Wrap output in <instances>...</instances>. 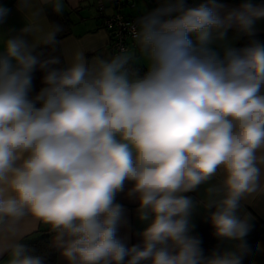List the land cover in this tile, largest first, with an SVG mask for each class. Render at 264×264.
<instances>
[{
	"label": "clouds",
	"instance_id": "9594fccd",
	"mask_svg": "<svg viewBox=\"0 0 264 264\" xmlns=\"http://www.w3.org/2000/svg\"><path fill=\"white\" fill-rule=\"evenodd\" d=\"M15 6L4 28L0 3V264H46L41 230L65 264H243L245 202L264 197V3H141L107 56L62 47L65 0ZM121 195L145 224L131 246ZM197 211L223 247L206 253Z\"/></svg>",
	"mask_w": 264,
	"mask_h": 264
},
{
	"label": "crops",
	"instance_id": "0c3cea01",
	"mask_svg": "<svg viewBox=\"0 0 264 264\" xmlns=\"http://www.w3.org/2000/svg\"><path fill=\"white\" fill-rule=\"evenodd\" d=\"M199 2V0H191ZM228 7H235L240 0H221ZM258 3H264V0H256ZM0 3H6L12 12L8 18L7 27H21L20 14L16 11V0H0ZM66 11L69 12L72 21L70 34L63 38L65 44L62 47L74 48L82 46L88 51V55H110L109 34L101 27L100 19L96 17V8L100 5L106 8V13H112L114 10L110 7V0H72L68 3L65 0ZM144 3L147 7H152L154 0H135L133 7H122L119 11L125 16H137L138 6ZM74 5V6H73ZM264 34V20L257 22L256 35ZM246 36H238L234 32L229 33V38L237 46ZM189 195H195L190 193ZM118 201L127 209L128 223L120 228L119 235L126 240L129 246L140 243L139 233L144 229L145 224L136 218L135 208L137 205L124 198L118 197ZM244 210L252 216V229L247 235L246 242L250 253L245 257L243 264H264V197H256L245 202ZM195 225L194 233L200 235L203 240V247L206 253L216 249L219 242L212 236V229L205 220V213L197 211L192 218ZM223 247V246H220ZM54 250V249H53ZM55 251V250H54ZM56 252V251H55ZM56 264H65L62 258L56 252Z\"/></svg>",
	"mask_w": 264,
	"mask_h": 264
},
{
	"label": "built area",
	"instance_id": "2783aa9c",
	"mask_svg": "<svg viewBox=\"0 0 264 264\" xmlns=\"http://www.w3.org/2000/svg\"><path fill=\"white\" fill-rule=\"evenodd\" d=\"M135 0H110L112 13H106V8L99 6L96 8V17L100 19L101 27L109 34L110 54H115L122 46L131 44L129 25L132 24L136 16H125L119 9L122 7H133ZM151 2V0H147ZM190 2H192L190 0Z\"/></svg>",
	"mask_w": 264,
	"mask_h": 264
},
{
	"label": "trees",
	"instance_id": "16d2710c",
	"mask_svg": "<svg viewBox=\"0 0 264 264\" xmlns=\"http://www.w3.org/2000/svg\"><path fill=\"white\" fill-rule=\"evenodd\" d=\"M49 18L53 20H57L62 25H64L65 30L61 34L60 37L61 39L67 37L70 34L72 21L70 19L69 12L65 11L62 17H58L49 13ZM249 39H250L249 37H244L237 46L238 47L244 46L249 42ZM255 39L264 42V34L256 35ZM38 86H39V74H37V87ZM48 241H49V236L41 230L35 235V238H31L30 241H28V243L30 244L31 247L35 248L37 254H45L47 256L46 264H56V252L48 247Z\"/></svg>",
	"mask_w": 264,
	"mask_h": 264
}]
</instances>
